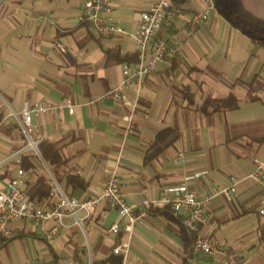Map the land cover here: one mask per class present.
I'll return each mask as SVG.
<instances>
[{"label":"crops","instance_id":"obj_1","mask_svg":"<svg viewBox=\"0 0 264 264\" xmlns=\"http://www.w3.org/2000/svg\"><path fill=\"white\" fill-rule=\"evenodd\" d=\"M155 1L110 0V17L134 30L140 13ZM241 1L264 18V0ZM177 2L181 12L158 34L168 48L177 39L180 50L158 62L138 88L133 83L125 87L136 98L131 110L112 97L97 99L120 81L124 63L137 61L130 36L94 34L90 23L77 19L82 0H0V187L31 151V166L22 168L25 189L26 182L45 173L50 186L54 178L65 193L83 199L98 195L105 169L115 168L122 195L134 204L135 214L142 213L125 256L113 253L112 245L128 233L108 230L124 218L103 201L89 214L77 210L81 225L66 216L68 225L52 244L37 222L16 220L13 235L0 236V264H59L65 258L113 264L112 255L121 256V264H188L182 254L189 247L167 217L169 207L160 203L164 189L184 181L191 190L206 191L229 184L232 177L238 179L236 192L230 199L217 195L211 200L213 216L202 231L228 243L243 264H264L257 228L264 187L250 177L253 159L264 161V46L215 7L190 31V15L203 8V0ZM229 94L236 97L235 105L202 109L207 98ZM65 99L74 104L73 112L63 105ZM36 100L56 104L32 117L31 132L36 144L46 140L59 149L64 161L52 168L28 145L11 113ZM179 152L183 159L175 162ZM70 175L77 176L72 183ZM37 201L53 203L50 196ZM199 259L201 264H228L217 255L199 254Z\"/></svg>","mask_w":264,"mask_h":264},{"label":"built area","instance_id":"obj_2","mask_svg":"<svg viewBox=\"0 0 264 264\" xmlns=\"http://www.w3.org/2000/svg\"><path fill=\"white\" fill-rule=\"evenodd\" d=\"M203 8L191 13L188 20V28L193 31L196 25L205 20L210 10L214 8V0H203ZM110 0H82L77 12V19L80 22H88L92 25L94 34L98 36L127 35L130 36L137 48V61L129 66L122 65V78L120 81L106 89L98 100L104 97H112L121 101L134 110L136 98L129 97L125 87L133 83L137 88L140 86L145 75L156 70L158 62L164 60L168 54L179 52L180 43L177 39L172 40V46L168 48L167 41L158 34L161 28H169L173 18L181 12L177 0H156L147 10L140 13L134 30H128L120 25L112 17ZM63 105L68 112H73L74 104L65 99ZM56 107L51 102L36 100L32 103L24 102L18 112H11L18 120L20 127L26 135L28 145L39 153L36 141L32 138L31 132L35 129L32 117L44 110ZM127 114L126 119H130ZM183 159V153L179 152L174 158L175 162ZM255 168L250 174L262 187H264V161L253 159ZM105 183L102 191L95 196L78 199L75 196L65 193L56 180L52 178L49 196L53 203L43 205L35 199L28 198L22 168H18L16 175L5 187H0V236L9 238L13 235L11 223L16 220H28L37 222L40 226L42 236L48 244H52L60 228L68 225L65 217L72 218L73 224H82V218L77 215V210L82 209L86 214L94 211L95 204L106 202L116 208L124 223L112 222L108 230L117 233L122 229L128 233V237L120 239L112 245V252L125 256L130 246V236L134 222L141 214L134 213V204L128 202L121 193L122 182L115 168L105 169ZM190 176H186L188 178ZM238 179L231 178L229 184L215 187L206 191H194L188 188L186 182L167 186L160 203L168 206L172 213L179 216L184 226L193 234V240L189 250L183 252V257L188 264H201L199 254L221 256L228 264H243L237 252L228 243L218 240L215 236L206 234L202 227L207 225L213 213L209 209L211 200L217 195H223L230 199L236 192ZM148 201L154 202L155 199ZM258 213L264 216V203L258 208ZM50 220L52 223L46 225ZM34 264H50L46 261H37ZM59 264H80L77 259L65 258Z\"/></svg>","mask_w":264,"mask_h":264},{"label":"trees","instance_id":"obj_3","mask_svg":"<svg viewBox=\"0 0 264 264\" xmlns=\"http://www.w3.org/2000/svg\"><path fill=\"white\" fill-rule=\"evenodd\" d=\"M214 7L220 13L223 18L231 25L240 30L243 34L250 37L252 40L258 42L264 46V18L258 17L247 10L241 0H214ZM236 97L233 94H229L223 98H207L203 104L202 109L206 110L208 106L220 108L231 107L235 105ZM40 155L46 162L49 168L59 165L64 160L60 154V151L51 142L46 140H40L37 143ZM34 154L31 151L22 155L20 165L26 169L31 166L29 157ZM75 175H70L68 178L70 182H73ZM50 191V179L45 173H39L35 179L31 182H26V192L28 198L39 200L48 197ZM167 217H169L177 225V231L184 241L185 248L189 247L190 242L193 240V234L182 223L179 216H176L169 209L166 211ZM261 216V215H260ZM258 223V237L262 245H264V216ZM189 250V249H188ZM122 257L119 255H112L111 263L121 264Z\"/></svg>","mask_w":264,"mask_h":264},{"label":"rangeland","instance_id":"obj_4","mask_svg":"<svg viewBox=\"0 0 264 264\" xmlns=\"http://www.w3.org/2000/svg\"><path fill=\"white\" fill-rule=\"evenodd\" d=\"M43 171H45V172L47 173V171H46V168H45V167H43Z\"/></svg>","mask_w":264,"mask_h":264}]
</instances>
